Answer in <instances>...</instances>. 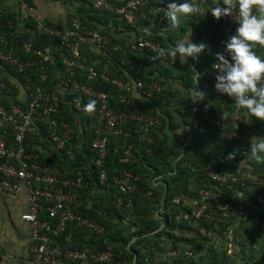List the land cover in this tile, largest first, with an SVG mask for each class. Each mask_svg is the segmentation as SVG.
Segmentation results:
<instances>
[{
	"label": "built area",
	"instance_id": "obj_1",
	"mask_svg": "<svg viewBox=\"0 0 264 264\" xmlns=\"http://www.w3.org/2000/svg\"><path fill=\"white\" fill-rule=\"evenodd\" d=\"M85 1L92 5L94 13L108 20L109 27L114 21H118L124 24H120L124 29L128 25L135 28L140 21L151 22V11L154 7L170 0H120L118 4L111 3L110 0ZM202 1L205 4L213 2V0ZM219 2V6L224 7L222 0ZM63 3L69 5V0H63ZM18 4L29 17L38 23L39 29L44 34L57 40V48L46 47L43 50H36L33 49L31 43H24L23 49L41 56L42 61L22 62L5 50L8 44L7 34H12L13 26L7 22H1L0 68L2 69L4 65L16 73H21L25 67L34 65L39 72V81L46 82L48 74L43 62L49 61L52 57H58L66 73V79L62 80L59 89L63 93L62 98L65 94L72 98L67 104L74 112L73 123L78 126V133L82 131L81 123L84 119L93 120L91 126L94 127V136L91 140V149L98 156L95 165L100 168L99 183L101 185L107 179V172L101 164L108 153L109 144H112L114 153L119 155V162L128 163L134 149L130 140L133 138L138 143L144 142L149 145L153 142L149 135L150 131L162 124L159 118L152 116L154 110L151 107L139 112L132 109L120 111V107L136 108L138 100L142 99H154L159 103H164L166 98L162 94L163 88L157 83L143 82L138 68L132 64H127L128 71H124L123 79L99 72L96 69L98 59H89V57L84 59L86 49L95 52L107 49L109 37L105 33L83 25L80 15L74 8L67 16L63 28L58 29L39 22L35 17L34 8L24 0H18ZM216 6L214 4V7ZM145 9H149L150 12L146 13ZM200 12L203 16L207 15L203 8ZM212 22L220 30L215 52L222 53L226 59H230L225 50V42L235 34V29L239 26L238 11L234 12L233 16L222 17L219 20L213 18ZM127 42V49L119 44L111 46L110 49L113 52L121 51L123 54L127 51L133 53L148 51L155 56L161 49L156 43L143 38ZM158 60H163L170 66L175 65V62L168 57H160ZM217 71L215 60L210 69L209 96L202 102L195 104L190 101L185 104L190 107L191 114L196 118L197 134L202 139L206 137L208 125L218 123L217 118L212 114L213 101L211 99L215 94H222L214 87ZM75 72L85 78V83L72 81ZM95 81H100L117 91L116 109L111 107V93L93 87L92 84ZM28 82L29 84L23 89L25 92L23 107L18 105L6 107L2 103L1 90L4 89V83H0V189L9 195H16L23 188L27 192V210L20 216V220L30 227L31 253L27 261L18 264H128L125 258L116 256L111 246H106L102 250L89 246L68 247L64 246V243L70 241V235L65 238L64 242L60 239L62 234L70 228L83 230L85 239L91 235L102 236L104 227L78 213V210L88 203L87 197H80V191L86 189L88 185L81 171H77L72 176L67 175L60 178V171L56 167L42 164L38 155L26 152L25 140L27 134L32 131L34 122L50 129L49 142L58 154L64 150L67 140L75 134L64 117L60 97L56 94L44 93L40 85H30L31 80ZM230 99L233 103L231 119L235 126L240 125L244 128L241 140L233 139L236 143L241 141L240 147L232 151L236 157L226 162L219 160L213 166H205L200 174L211 183L219 185L220 188L235 186L240 189H256V206L264 211V175L258 171L260 164L264 163H257L250 154L251 141L259 142V139L264 137V121L250 115L246 109L237 107L234 100L231 97ZM89 100L96 102L91 112L85 111V105ZM252 121L258 125L254 130L250 129ZM126 122L131 123V129L125 128ZM225 127L226 122L221 121L220 128ZM186 128L190 130L188 125ZM7 137L11 138V145H8ZM187 137L186 141L189 142L191 135ZM185 145L186 143L180 148L181 151ZM247 162L254 164V170ZM113 169L116 172L112 176L113 186L120 194L115 206L117 209L131 212L133 209L131 196L136 192L139 177L124 167H113ZM155 180L153 182L156 185L159 182L155 183ZM123 197L127 199L125 202ZM171 204L181 210L175 220L189 224L192 233L206 244L211 245L216 252L226 250L230 253L236 249L235 227L238 223L255 227L263 225V217L257 211L249 210L239 203L224 200L213 189H200L191 199L185 196H175L171 199ZM216 219L229 222V224L222 227L221 232L203 225V223ZM163 225L164 223L160 228ZM173 234L180 235L178 231H174ZM181 255L186 258L193 257L190 250L167 251L155 260V264L174 262ZM147 261L146 256L145 262ZM260 264H264V261Z\"/></svg>",
	"mask_w": 264,
	"mask_h": 264
},
{
	"label": "trees",
	"instance_id": "obj_2",
	"mask_svg": "<svg viewBox=\"0 0 264 264\" xmlns=\"http://www.w3.org/2000/svg\"><path fill=\"white\" fill-rule=\"evenodd\" d=\"M16 1L18 3V0ZM24 1L29 6L34 7L32 0ZM54 1H61L63 3V0ZM110 2L118 4V2L113 0H110ZM209 4L214 5L213 2H209ZM18 6L20 7L19 4ZM69 6L71 9L74 8L80 15L83 25L105 33L109 37V47L107 49L100 52L86 49L84 59L88 57L89 59H98L99 62L96 69L99 72H105L123 79L125 77L124 71H128L127 64H132L138 68L143 82H153L162 86V94L165 96L166 101L159 103L154 99H142L138 100L136 108L120 107V111L132 109L136 112L151 107L154 110L152 116L159 118L162 124L150 131L149 135L153 139L151 144L138 143L133 138L130 140L134 149L128 163L121 164L119 162V155L114 153L113 146L110 143L108 153L101 164V167L107 172V179L100 185V168L95 165V160L98 156L91 149V140L94 136V127L91 126L93 120L89 118L84 119L81 123L82 131L78 133V126L73 123L74 112L70 110L67 104L72 98L66 94L62 98L63 93L59 89L62 80L66 79V73L58 57L55 56L49 61L43 62L48 74L46 82L39 81V72L34 65L25 67L21 73H16L9 67L2 66V69L15 78L23 88L31 80L30 85H40L44 93L58 95L61 99V109L64 117L75 132L67 140L64 150L59 154L50 145L48 138L50 129L40 125L38 122H34L32 126L34 133L29 132L25 140L26 152L31 155H40V163L56 167L60 171V178H64L67 175L72 176L77 171H81L84 174L88 185L86 189L80 191V197H87L88 203H85L78 210V213L104 227V234L102 236L91 235L88 239H85L83 230L76 228L67 229L60 237L62 242H64L65 237L71 234L70 241L64 243V246L77 248L89 246L96 250H102L106 246H111L115 250L116 256L118 258H125L128 264H155V260L159 256L173 250H180L181 252L190 250L193 253V257L186 258L181 255L174 262L167 261L159 264H260L264 261V211L256 206L257 190L240 189L235 186L220 188L219 185L211 183L200 174L205 166H213L219 160L226 162L229 153L240 147L241 138L236 143V141L229 139L227 136L228 133L241 135L244 129L240 125L235 126L231 119L233 103L230 97L226 95L221 102L214 101L217 98H211L213 101L212 114L217 118L218 123L208 125L206 137L202 139L197 134L196 118L191 114L190 107L188 105L185 106L187 101H184L182 94L188 93L194 86V71L183 69L184 72L180 78L182 90L180 88H167L159 78L153 77L154 72L158 76L164 74L162 71H158L160 65L157 59H155L157 62L154 63L153 61L151 68H149L150 65H147L145 61L143 62V58L141 57V55L146 54L151 57H156L155 55L150 54L148 51H143L142 53L127 51L125 54L121 51H111L110 47L115 44H119L122 48L127 49V39L119 38L117 33L119 24H124L114 21L109 27L108 20L104 19L102 15L94 13L92 5L88 4L85 0H69ZM258 6H253V14L259 18H264V11H261ZM144 11L146 13L150 12L149 9H145ZM151 18V22L140 21L136 27H150L152 22L158 25V19L155 16H151ZM202 19L203 22L207 21L206 27L213 28L215 35H213L215 38L210 40V46L207 50L216 49V43L220 37L219 27L213 24L211 12L202 17ZM1 22L10 23L13 26L12 34H7L8 44L5 50L22 62L35 63L42 61L41 56H37L32 52H26L22 47L24 43H31L33 49L36 50H43L46 47L57 48V40L44 34L39 29L38 23L29 16L19 19L16 13L1 11ZM43 23L53 28H63V26L55 25L51 22L46 21ZM135 28L129 25L125 27L127 30H135ZM146 39L162 48L160 35L156 34L153 38L146 37ZM258 44L254 43L253 46ZM163 45V49L168 48L166 42ZM252 50L257 53L258 46L253 47ZM122 62L123 64H121ZM174 66L172 65V68ZM167 69L163 68L165 72ZM72 81L85 83V78L75 72ZM0 83H4V89L1 90L2 103L6 107L10 105L23 107V102L12 97V93L9 90L12 89L14 91V87L10 84L8 78L1 76ZM92 85L100 90L111 93V107L117 108L115 103V100L118 99L117 91L100 81H95ZM168 92L170 93L169 97L167 96ZM215 96L219 97L218 94H215ZM224 113L228 114L225 120L221 117ZM221 121L226 122V127L223 129L220 128ZM187 125L190 130L186 128ZM251 125L250 129L253 130L258 127L254 121L251 122ZM180 127H183L186 132L183 139L179 138L175 133ZM125 128L131 129V123L126 122ZM188 135H191L189 142L186 141ZM7 140L8 145H11V138L7 137ZM35 143L39 144L40 151H38L37 144ZM185 143L186 145L181 151L180 148ZM44 151L46 153L49 152V155L53 156V160L47 161ZM261 154L264 156V153ZM247 163L254 170V164ZM113 167H124L139 177V181L136 183V192L131 196L133 202L131 212L125 209H117L115 206L120 194L113 186L112 176L116 174ZM258 171L264 175V164H260ZM159 176L161 177L155 180ZM153 180H155V183H159L155 185ZM200 189H213L224 200L231 203H239L249 210L257 211L263 217L262 227L238 223L235 227L236 249L230 253L226 250L216 252L211 245L206 244L192 233L189 224L175 220V217L181 210L171 204V199L175 196H185L191 199ZM126 200L123 197V201L125 202ZM162 223L164 225L160 228ZM228 224L229 222L217 219L203 223L207 228H214L219 232H221L222 227ZM174 231H178L180 235H174ZM146 256L147 262H145Z\"/></svg>",
	"mask_w": 264,
	"mask_h": 264
},
{
	"label": "crops",
	"instance_id": "obj_3",
	"mask_svg": "<svg viewBox=\"0 0 264 264\" xmlns=\"http://www.w3.org/2000/svg\"><path fill=\"white\" fill-rule=\"evenodd\" d=\"M113 1L120 2V0ZM32 2L34 3L33 8L35 17L39 22L47 21L55 25L64 26L67 16L71 12L70 6L65 5L61 1L32 0ZM171 2H173V0L157 5L151 11L152 16H155V18L158 19V25H155L152 22L150 27L139 26L138 28L136 27L135 30H127L125 28L123 29L122 26H119L117 30L118 37L125 38L127 41H130L138 40L139 38L146 39V37L153 38L154 35L158 34L161 36L162 48L164 47V42H166L167 46L169 47V45H175L179 40L186 39L188 36L190 41L193 43H204L207 45V48L201 54H199L196 60L189 58L187 64H183L177 60L175 61V66L172 68V66H170L165 61L157 59L160 65L159 70H157L162 71L164 74L158 76V74L154 72L153 77L159 78V80L162 81L163 84L167 86V88H180V90H182L180 87V78L184 72L183 69H191L195 73L193 78L194 86L196 75L199 74L200 79L196 84V88L197 90H202L206 94V97H208L211 86V67L209 66L216 60V52L215 48H212L213 50L207 49L210 46V40L215 37H213V28L206 27L207 21L203 22L202 17L204 16L200 10L203 8L206 14H210L211 11L209 8L214 7V5L209 4V2L205 4L202 0H192V3L199 7V12L194 15H182L180 18L179 27L173 28L171 27L170 22L164 16V9H166L167 5ZM176 2L183 3L184 0H176ZM1 11L16 13V16L18 15L19 19L28 17L26 11L22 7L18 6L16 0H0V12ZM255 46H258L256 55L264 60V45L258 44ZM141 57L143 58V62L145 61L147 65H150L149 68H151L153 61L154 63L157 62L153 56L151 57L147 54L141 55ZM164 67L168 68L166 72L163 70ZM1 76L8 78L10 84H12L14 87V91L12 89L9 90L12 93V97L20 102H23L25 99V92L23 90L24 88L9 73L0 68V78ZM164 88L166 89V87ZM180 93L182 92L180 91ZM182 94L184 101H192V99L188 97L190 91L188 93ZM169 95L170 93L168 92L167 96L169 97ZM218 96L219 97L213 95L212 98H217L214 101L221 102V100H223L225 97L223 94H218ZM31 132L34 133L33 131ZM175 133L179 138L183 139L186 132L184 131L183 127H180L177 131H175ZM37 148L38 151H40L39 144H37ZM44 154L47 161L53 160V156L49 155V152L46 153L44 151ZM26 210L27 192L25 188H23L16 195H9L0 189V264H18L20 262H25L30 258V227L27 223H24L20 220V216L25 213Z\"/></svg>",
	"mask_w": 264,
	"mask_h": 264
},
{
	"label": "clouds",
	"instance_id": "obj_4",
	"mask_svg": "<svg viewBox=\"0 0 264 264\" xmlns=\"http://www.w3.org/2000/svg\"><path fill=\"white\" fill-rule=\"evenodd\" d=\"M224 7H220L219 0H213L216 7H210L213 18L219 20L222 17L233 16L238 11L239 23L235 34L225 42V50L230 59H226L222 53H216L217 75L214 85L217 92L231 97L237 107L244 108L255 118L264 121V60L252 50L254 43L264 45V18L253 14V6L259 5L264 11V0H222ZM199 12V7L192 0H184L177 3L176 0L169 3L164 9V16L170 22L171 27L177 28L182 15H194ZM207 45L193 43L189 36L179 40L175 45H169L167 49H159L155 59L160 57L171 58L173 62L179 60L187 64L188 59L196 60ZM197 74V73H196ZM200 79L196 75L195 86L190 89L188 97L194 103L206 99L202 90H197L196 84ZM95 100H89L85 105V111L91 112L95 108ZM227 113L221 117L226 119ZM264 137L259 142H252L250 154L257 163H264ZM228 159L234 158V153H229Z\"/></svg>",
	"mask_w": 264,
	"mask_h": 264
},
{
	"label": "rangeland",
	"instance_id": "obj_5",
	"mask_svg": "<svg viewBox=\"0 0 264 264\" xmlns=\"http://www.w3.org/2000/svg\"><path fill=\"white\" fill-rule=\"evenodd\" d=\"M185 135H186V133H185ZM241 135H242V133H241ZM241 135H235V134H230V133L227 134L229 139H240Z\"/></svg>",
	"mask_w": 264,
	"mask_h": 264
}]
</instances>
